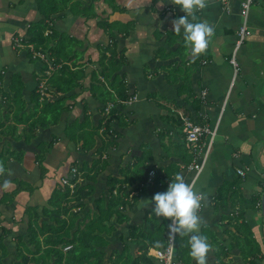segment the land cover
I'll list each match as a JSON object with an SVG mask.
<instances>
[{
  "label": "crops",
  "instance_id": "crops-1",
  "mask_svg": "<svg viewBox=\"0 0 264 264\" xmlns=\"http://www.w3.org/2000/svg\"><path fill=\"white\" fill-rule=\"evenodd\" d=\"M76 1L82 2L83 7L91 5L94 19L84 21V25L83 21L79 22L82 16L71 10ZM37 2L0 0L2 115L6 114L7 102L14 95L11 85L15 75L20 76L22 83L26 115H30L33 107L31 94L34 90L40 93L41 100L48 98L42 90H47L45 83H39L42 65L31 61L23 50L11 43V40L27 35L29 27L43 18ZM239 4L240 0H230L226 4L221 0H206L205 8L195 10V21L206 20L214 28L206 50L197 55L190 53L182 33L173 30L174 19L184 15L175 0H71L67 10L52 15L54 30L80 41L81 45L75 47V51L85 50L84 58L78 63L89 61L98 67L99 51L111 45L110 35H113L117 40L116 50L125 60L117 75L129 97L136 96V99L129 104L120 99L107 103L117 108L118 118L110 125L115 139L109 140L99 131L101 140L96 137L95 145L88 152L68 142L64 133L66 125L74 120L82 121L83 106L87 108L93 127L105 124L106 117L101 112V103L89 92L81 93L77 89L70 93H80L76 103L61 116L60 123L48 129L39 128L36 138L27 142L19 132L16 139L3 133L0 151L8 146L14 156L0 167L1 264L18 263L20 243L31 247L30 223L36 215L40 218L39 223L41 220L49 222L43 209L51 208L48 199L53 191L61 184V179L73 178L72 168L90 166L96 161L95 152L102 140L105 146L102 160L106 167L96 181L90 183L92 195L82 202L85 206L80 216L94 210L95 201L102 195L107 196L115 181H119L116 186L121 192L129 194L134 201L125 212L129 220L119 224L113 219L110 224L114 230L109 235L103 234L109 242L104 248L106 254L108 250L109 256L114 250H122L124 243L129 241L130 227H143L150 218L161 222L162 217L153 213L149 200L157 192L165 191L175 174L180 172L197 192L203 193L198 210L200 234L207 236L210 243L217 241L223 247L221 251L226 255L222 257H229L228 264H243L234 232L238 231V226L244 229L242 224H246L260 249L256 264H264L261 213L264 192V0L254 2L250 7L247 24L251 35L235 50V71L230 59L242 23ZM83 7L77 11H82ZM106 22L112 28L109 29ZM84 69L87 75L84 86H88L89 73L96 68L86 63ZM56 96L60 97V94ZM53 98L54 95L49 99ZM194 101L199 103L198 112L194 110ZM14 109L13 106L12 112ZM182 117L215 128L212 140L208 136L201 140L202 152L195 158L196 162L202 163L199 174L186 168L194 162L195 156L186 146ZM18 127L20 130L22 125ZM54 138V145L45 154L40 168L36 161L41 154L40 145ZM148 149L151 155L141 162L139 157ZM238 170L244 175L240 176ZM168 172L174 175L169 177ZM81 180L71 183L76 185ZM18 182H23L21 191L11 202H2L5 195L16 190ZM82 183L88 184L87 181ZM223 185L229 187L222 206L216 199ZM240 232L245 231L241 229ZM184 242L189 244V234L176 233V246ZM214 251L212 246L207 264H220ZM133 253L139 254L138 251ZM52 258L55 259L50 256V264H54ZM221 264H225L223 260Z\"/></svg>",
  "mask_w": 264,
  "mask_h": 264
},
{
  "label": "trees",
  "instance_id": "trees-1",
  "mask_svg": "<svg viewBox=\"0 0 264 264\" xmlns=\"http://www.w3.org/2000/svg\"><path fill=\"white\" fill-rule=\"evenodd\" d=\"M69 1L71 0H38V10L43 19L29 27L28 38L24 39L25 47L33 45L35 49H42L44 53H49L54 58L53 65H60L57 68L53 66L54 70H51L50 74L47 75L45 72L49 70V67L46 65L47 63L42 64L41 70L44 73L39 77V83L43 81L51 89L54 98L41 100L40 93L34 90L31 94L33 107L30 115H26L24 113L26 103L22 98V83L20 76L15 75L11 85L14 95L7 102L8 110L4 115L0 110V139L3 133L16 139L19 137L17 134L19 132L29 142L36 138L39 128L48 129L59 124L61 116L69 112L70 107L72 108L76 103L80 93L70 95L76 89L80 90L81 93L89 92L91 97L102 104L101 112L104 113L106 120L105 124L93 127L90 116L87 115V108L83 106L82 121L74 120L66 125L64 133L68 142L78 145V148L88 152L95 145L96 137L101 140L99 131L104 133V136L107 135L106 138L109 140L115 139L114 131L111 130L110 125L114 119L118 118L116 115L117 108L112 106L108 113L105 112V108L109 105L107 103L116 99L123 102L129 99L124 84L117 75L125 62L124 56L117 52L115 47L117 40L113 38V35H110L111 45L99 51L98 67L91 70L88 86H84L87 77L84 67L86 63L94 65V62L78 63L84 58L85 52V50H74L75 47L81 45L80 41L67 33L57 32L52 26V15L66 9ZM81 7H83L82 2L76 1L71 10L78 13L79 16L94 19L92 11H90L91 5L83 7L82 11H77ZM105 25L109 29L112 28V25L107 22ZM48 30L51 31V35L46 37L45 31ZM177 53L182 52L177 50ZM56 94H60V97H55ZM68 101L71 103L68 104ZM193 105L196 107L194 108L195 112H198L199 103L194 101ZM13 106L14 112L11 110ZM21 125L19 130L18 126ZM55 140L56 138L49 143L40 145L41 154L36 158L40 168H42L45 154L52 149ZM161 141L163 147L166 148L163 138ZM104 147V140H102V145L95 152L98 157L94 159L96 161L92 162L90 166L85 165L76 168L75 176L69 181L74 183L80 178L82 180L75 185L73 191L68 186L61 184L53 191L48 199V206L51 208L43 209L44 215L49 218V222L41 220L39 223L40 218L36 215L34 221L30 223L28 235L31 247L20 243L18 258L21 259V264H50V256L52 255L55 257L54 264L103 263L106 256L104 248L109 243L103 234L109 235L114 230L110 224L113 219H116L119 224L129 220L125 212L127 208L133 206L134 202L130 199L129 194L121 192V189L116 186L119 181H115L109 189V194L107 196L102 195L95 201V209L86 212L83 217L80 216L85 206L82 202L92 195L93 187L90 183L95 182L106 167V162L102 160ZM150 155L149 149L144 150L139 160L141 162L146 161ZM13 156L14 152L10 151L8 146H4L0 151V163L4 165ZM183 156L185 157V154ZM4 166L3 168H5ZM172 175L174 173L168 172L169 177ZM84 181H87L88 184L83 185L82 182ZM22 184L23 182H18L16 190L5 195L2 202H11L14 196L21 191ZM227 187L229 185H223L218 191L216 203L220 202L222 206L228 194L225 192ZM115 190L116 193H113ZM76 208L79 210L75 211ZM170 221V218L164 217H162L161 222L155 218H150L143 227H130L129 241L124 243L120 252L118 250L113 251L111 255L112 264H156L149 252L166 247L167 229ZM242 227L244 229L238 226V231L234 232L235 244L238 246L243 264H256V260L260 257L259 246L247 225L242 224ZM241 229L245 232H240ZM211 244L215 250L216 260L221 264L222 255H226V253L221 251L223 247L221 248L217 241ZM189 245L188 242L179 246L175 244L176 261L179 264H191L193 258L189 254ZM67 246H71V248L64 251ZM136 251L139 254L134 255L133 252Z\"/></svg>",
  "mask_w": 264,
  "mask_h": 264
},
{
  "label": "clouds",
  "instance_id": "clouds-1",
  "mask_svg": "<svg viewBox=\"0 0 264 264\" xmlns=\"http://www.w3.org/2000/svg\"><path fill=\"white\" fill-rule=\"evenodd\" d=\"M175 2L184 15L174 19V32L182 33L191 54L202 53L209 44L214 28L206 20L195 21L194 13L197 8L206 7V0H175ZM190 16L193 18L190 19ZM202 197L203 193L197 192L194 186L185 180L184 175L177 172L167 189L157 192L149 200L156 216L172 220L173 224L170 228L173 233L189 234V254L195 264H207L208 252L212 248L207 236L199 232L201 217L198 215V210L201 207Z\"/></svg>",
  "mask_w": 264,
  "mask_h": 264
},
{
  "label": "built area",
  "instance_id": "built-area-1",
  "mask_svg": "<svg viewBox=\"0 0 264 264\" xmlns=\"http://www.w3.org/2000/svg\"><path fill=\"white\" fill-rule=\"evenodd\" d=\"M223 4H226L230 0H221ZM258 0H240V13L242 17V23L240 24L237 34H238V40L235 43L234 47V53L232 58L230 59V63L234 65L235 71L237 70V63L235 61V50H237L241 44L246 40L247 37L251 35V32L249 30V26L247 24V17L250 10L251 5ZM49 31H46V33ZM45 33V34H46ZM15 48H19L22 46V39H16L15 42L12 44ZM29 50L31 51L32 58L33 59H44L45 53L41 52V50H35L34 46L29 45ZM47 63V62H45ZM49 67V66H48ZM43 94V92H41ZM136 96L129 97L128 101H124L125 104L132 103L135 101ZM112 108V105H108L105 108V111L108 112ZM182 132L185 135V141L187 144V147L190 148L191 152L193 153L194 162L190 163L186 168L188 170H195L197 174L200 173L199 167L202 165L200 162H196L195 158L201 154L202 147H201V140L204 135H209V139L212 140L215 135V128H210L207 125H203L197 121L191 120L189 117H182ZM205 158V157H204ZM198 169V170H197ZM77 169L72 168L71 169V175L75 176ZM237 173L240 176L244 175V172L242 170H238ZM263 181H264V175H262ZM63 186L67 185L71 190L74 189V184H72L67 178L62 179ZM173 224L172 220L170 223V226ZM169 226V227H170ZM171 230V228H170ZM175 234L171 231V237L167 238V245L165 248L162 249H156L151 250L149 252V255L153 258V260L156 262V264H177L175 257H174V244H175ZM71 246L65 247V249H69ZM142 264V263H140Z\"/></svg>",
  "mask_w": 264,
  "mask_h": 264
},
{
  "label": "rangeland",
  "instance_id": "rangeland-1",
  "mask_svg": "<svg viewBox=\"0 0 264 264\" xmlns=\"http://www.w3.org/2000/svg\"><path fill=\"white\" fill-rule=\"evenodd\" d=\"M63 8V7H62ZM64 10H67V9H64ZM63 10V11H64ZM62 11V10H61ZM61 11H59V12H61ZM61 17V16H60ZM41 19H43V18H41ZM87 18H84V17H82V19L81 20H79V22H81V21H83L82 22V24L84 25V21L85 22H87ZM53 24V23H52ZM81 28H82V25H81ZM49 32H47L46 33V31H45V36L46 37H49L50 35H51V31L50 30H48ZM28 38V35H24L23 36V38H18V39H22V46L21 47H19L20 48V50H23V53L24 54H27L28 55V57H29V59L31 60V61H35V62H38V63H40L41 65L42 64H44L45 62H47V64L46 65H48L49 66V70L48 71H46L45 73L47 74V75H49L50 74V72H51V70L53 71L54 69H53V66L55 67V68H57V67H59L60 65H53V63H54V58L49 54V53H46L45 52V55H44V59H43V61L42 60H39V59H33L32 58V54H31V51L29 50V48H28V46L27 47H25V44H24V39H27ZM15 40L16 39H13V40H11V43H14L15 42ZM33 46V45H32ZM14 47V46H13ZM35 50H41V52H43V50L42 49H35ZM30 54H29V53ZM44 53V52H43ZM84 57V56H83ZM96 65V64H95ZM91 66V65H90ZM93 67L94 68H97V66H94L93 65ZM44 72L41 70L40 71V75H42ZM85 74H86V72H85ZM85 84V83H84ZM42 85H44V84H42ZM45 87H46V89L47 90H44V89H42L44 92H45V94H48V98H50V96H52L53 94H52V92H50V88L48 87V86H46V85H44ZM41 88H44L43 86L41 87ZM44 94V95H45ZM55 97H57L56 95H55ZM0 167H2V164L0 163ZM60 183H61V185H64L63 183H62V179H61V181H60ZM65 186H67V185H65ZM264 227V225L262 226V228ZM264 229V228H263ZM71 248V247H70ZM69 248V249H70ZM119 248H120V246H119ZM66 250H68V249H65L64 251H66ZM109 250H108V252H107V254H106V256H105V259H104V261H103V263L102 264H112V262H111V259H112V257L111 256H109ZM229 257H225V256H223L222 257V260L224 261V263L225 264H228V261H229V259H228ZM54 260V258H52V260L51 261H53ZM192 260H194V259H192ZM17 264H21V259L19 258L18 259V263ZM232 264H236V263H232Z\"/></svg>",
  "mask_w": 264,
  "mask_h": 264
},
{
  "label": "water",
  "instance_id": "water-1",
  "mask_svg": "<svg viewBox=\"0 0 264 264\" xmlns=\"http://www.w3.org/2000/svg\"><path fill=\"white\" fill-rule=\"evenodd\" d=\"M261 213H262L263 225H264V192H263L262 197H261Z\"/></svg>",
  "mask_w": 264,
  "mask_h": 264
},
{
  "label": "bare ground",
  "instance_id": "bare-ground-1",
  "mask_svg": "<svg viewBox=\"0 0 264 264\" xmlns=\"http://www.w3.org/2000/svg\"><path fill=\"white\" fill-rule=\"evenodd\" d=\"M238 35V34H237ZM238 37V36H237ZM238 40V39H237ZM243 44V43H242ZM241 44V45H242ZM202 124V123H201ZM203 125H207L209 128H210V126L208 125V124H203ZM210 130H212L211 128H210ZM185 136V135H184ZM205 136H209V135H204L203 137H205ZM202 137V138H203ZM185 143H186V141H185ZM186 146H187V144H186ZM170 223H171V221H170ZM170 226V225H169ZM171 237V230H170V227L168 228V237L167 238H170ZM175 237H176V234H175ZM177 262V261H176ZM156 263V262H155Z\"/></svg>",
  "mask_w": 264,
  "mask_h": 264
}]
</instances>
